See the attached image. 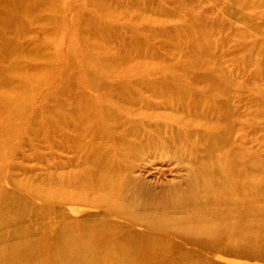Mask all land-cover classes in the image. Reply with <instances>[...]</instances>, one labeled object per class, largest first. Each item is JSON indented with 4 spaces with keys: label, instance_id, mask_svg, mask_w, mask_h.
Instances as JSON below:
<instances>
[{
    "label": "rangeland",
    "instance_id": "obj_1",
    "mask_svg": "<svg viewBox=\"0 0 264 264\" xmlns=\"http://www.w3.org/2000/svg\"><path fill=\"white\" fill-rule=\"evenodd\" d=\"M58 1L54 9L56 22L58 26L60 25L59 36L50 40L45 39L46 33L43 29L51 26L52 23L47 21L45 16L40 19L26 18L21 10L16 14V17H23L26 20L20 23V27L23 29L21 32L25 34L22 35L25 53L32 54L37 48L41 50L40 57L36 58V67L33 70H28V73L33 74L35 70L45 65L47 69L36 80H44V77L48 80L46 79L43 86L35 84L36 88L33 91L31 90L32 86L23 89V94H27V89L32 91L29 100L24 98V101H18L13 104L14 106L6 105L0 108V129L6 130V140L3 136V141L0 144V156H2L0 163H3L0 164V250L4 249V254L8 253L15 248L12 246L13 241L24 240V245L21 244L20 247H25L29 251H33L34 248L37 253L34 255V251L32 255L27 254V257L24 256V259L17 261V264H49L45 253L46 237H63L68 233L85 234L86 241L83 243V247L88 251L87 254L89 252L91 254L96 251V245L92 244V234L97 233L102 239L103 237L105 239L107 231L114 230L116 233L118 232L119 236L124 235H121L124 238L142 235L151 228L150 231L155 235L166 236L165 250L171 251L170 254L177 256L176 261L179 264H264V182L260 186L257 184H255L256 186L242 185L240 191L235 187L221 191L223 193L219 194L206 192L199 187L200 191L193 197H185V201L175 202L172 200L175 204L173 206L170 200L166 199L167 201L164 202L165 199L163 200L161 194L163 189L171 183L180 182L186 178L189 169L188 163L182 164L168 151L167 139H165L167 142L161 139L163 149L153 148L150 152L142 149V151L137 150L138 152H136L128 144L130 139L127 138L122 140L126 145H119L120 154H124L125 157L123 158L121 155L124 161L122 160L121 167L119 166L121 177L124 175L121 179L126 176L125 180H121V183L113 189L105 185L99 190L95 188L97 177L85 176L84 178L79 174L74 175L80 172L96 171L99 161L94 156L95 151L88 146L83 147V145L81 147L71 146L72 144L66 142L56 144L55 141H58L59 138L53 137L50 140L52 137L49 136L53 132L48 125V122L51 123V118L53 120L57 114L53 115L52 110L54 109H57L61 116L62 120L60 121H75L76 117L71 109L74 106L75 96L73 95L76 93L89 98L85 103L89 102L92 105L94 102V110L101 114L99 122L114 119L111 113H106L110 109V112L113 109V112L118 113V116H127L128 112L122 107L139 108L138 111L142 115L138 114L134 119H141L145 132L154 134V124L159 122L162 125L172 124L174 121L171 118L177 116V113L163 106L154 109L148 105L140 104L138 107L137 104L124 102L121 100L122 87H111L110 82L117 83V81L125 82L126 80L136 84L140 83V80L154 82L156 76L159 75L157 72L163 71L165 84H174L177 79L183 80L181 84L187 85L190 101L205 99L215 109L220 107L217 102H231L229 108L233 125L230 130V139L233 147H230L228 152L232 154L235 150H253L264 162V0H168V7L177 13L170 20L177 29H184L185 32L194 35L198 28H207L213 34L215 50L201 51L200 53H188L186 48L174 46V41L165 35L152 37L149 29L152 31L153 26L147 18L138 16L140 10L138 4L130 9L125 0H104V5L98 8L94 5L95 0ZM157 6L158 0H150L151 14ZM110 15L115 17L110 19ZM1 22L0 29L4 28ZM101 24H105L102 30L98 28ZM134 24H140L145 29H140L141 31L136 34L130 28ZM123 26L125 27L123 28ZM84 28L95 29L96 44H106L111 51H116L121 42L136 38L146 45L154 46L158 58L151 60V58L142 57L132 63L128 62L125 65L122 63L117 68L118 72L111 74L98 67L96 61L89 57L86 41L91 36L83 32ZM101 36H105V39H102ZM52 59L54 60L51 61ZM206 63L212 65H209L212 69L210 71L219 77L224 75L223 72L227 74L231 85L229 97L225 96L223 92H221L222 94L218 92L219 90L212 91L204 88L205 85L199 80V77L207 75L208 66L204 65ZM128 69L129 72H127ZM219 69L223 72H219ZM46 71L47 73H45ZM10 76L18 80L17 82L21 79L16 70L11 71ZM68 83L74 90L67 88V90L64 89L63 92L57 93L64 86L67 87ZM111 93L113 94L111 95ZM150 94L146 91L145 97ZM155 99L159 103L163 100L161 97ZM116 103L121 107H118ZM45 107H49V111L45 112L43 110ZM102 107L106 111H103ZM218 109L217 111L222 113L223 110ZM169 110L173 114H169ZM153 112L166 114L160 118L158 116L149 117ZM102 113L105 116H102ZM186 115L183 116V121L196 122L194 115L188 114L191 119H188ZM93 116L94 121L89 120L90 116H85L88 119L86 122L91 124L92 121L96 122V116ZM109 116L110 118H108ZM214 117H218V115H213L212 118ZM30 122L33 124L31 125ZM111 122L115 127L112 129L116 132L112 133L113 130H110V136L114 134L115 136H112H119L118 138L121 137V139L127 136V132L130 131L129 124L125 126L126 123L120 120V123L118 121L116 123L114 120ZM117 124L124 128L119 130L120 127ZM179 124L180 130L185 127L184 123ZM199 124L190 125L188 130L192 134L189 137L188 135L182 136L181 139L184 141L183 146L189 147L192 154L193 152L195 154L196 149L200 148V144H197L199 138L195 135L201 130L209 131L203 129ZM124 130L125 132H123ZM135 137L133 136L131 139L137 143L141 137ZM194 142L197 143L194 144ZM127 145L128 147H126ZM125 150L129 153L121 152ZM133 156L134 158H132ZM99 165L103 167L101 164ZM248 176V173H244L245 178ZM40 178L43 179L39 182ZM49 178L52 182L49 181ZM60 179L64 181L62 185H65L60 187V189L65 188L63 191L61 190L62 193L57 190L51 195L48 194L47 188L51 189L49 188L51 184L54 182L52 184L54 185L61 181ZM79 179H89L90 181H88L91 183L89 186L92 188L89 189L88 186V189L86 188L83 193L80 190L77 191L79 188L74 182ZM234 183V185L237 184L235 180ZM121 184L124 185L123 188ZM38 188L41 189L39 192ZM220 190L222 189L220 188ZM76 193L79 199L76 198ZM81 194L84 196L82 199ZM102 194H105V197H102ZM155 195L157 196L154 197ZM44 196L46 197L44 198ZM118 199L119 201H117ZM146 201L151 204L147 206ZM118 202L119 204H117ZM162 208L165 210L169 208V212ZM154 209L156 211L158 209V212H154ZM175 210L176 216L177 210L179 216H186L190 211H194L193 214L190 213L189 216L192 217L187 221L198 219L200 222H217L220 225L225 219L238 218L242 214L257 213L261 220L259 224L246 225L237 230L229 229L226 224H222L214 233L210 234H202L198 230L186 231V228H175L171 232H168L170 229L166 226L159 228L157 225L160 224V220L164 225L167 224L161 218L172 215ZM200 212L204 215L201 216ZM156 214H160V216ZM153 215H155L154 218ZM194 215L196 216L194 217ZM203 219L205 220L203 221ZM236 233L239 234L234 236ZM62 234L64 235L62 236ZM29 242L33 243L29 244ZM10 244L12 249L9 247ZM64 244L66 247L72 246L70 250H76L72 256L76 257L78 261L70 260V264H100L96 263L95 259L91 260L88 255H85L86 258L84 254H79V246L77 247L76 244H72L70 241H65ZM120 255L123 256L124 253ZM120 255L119 253L115 254L114 257L117 261L122 260ZM82 259L85 260L82 261ZM52 262L55 264L54 261Z\"/></svg>",
    "mask_w": 264,
    "mask_h": 264
},
{
    "label": "bare ground",
    "instance_id": "obj_2",
    "mask_svg": "<svg viewBox=\"0 0 264 264\" xmlns=\"http://www.w3.org/2000/svg\"><path fill=\"white\" fill-rule=\"evenodd\" d=\"M125 1H126V5L129 6L130 9L136 4L140 5L138 16L141 18L142 17L147 18L148 22L151 24V26H153V28H151L153 29L152 31L149 29L150 35L152 37L153 36L156 37L157 35L158 36L165 35L166 37L174 41V42L172 41L174 46L186 48L188 53L189 52L190 53L191 52L200 53L201 51L210 52V50L212 51L215 50L216 48L215 42L212 39L213 34L207 28H203V29L198 28L196 33L193 35L188 32H185L184 29H181V28L177 29V27L171 24L170 20H172L173 16L176 15L177 13L174 9H171L168 7V0H158V6L154 11H152V14L150 13L151 10H149L150 0H125ZM58 2H59L58 0H38V1L37 0H0V21H2L1 23H3L4 25V28L0 29V108L6 105H13L16 102L23 100L24 98L25 99L27 98L29 100L31 97L30 93L34 90V88H36L34 85L41 84L43 86L46 83V79H47L46 77H44L43 78L44 80H41V79L36 80L38 79V77H40V75L42 76V74H44L43 72L45 71V69H47V66L45 65L40 67L38 70H35L34 71L35 73L33 74L28 73V70H33V68L36 67L35 66V62L37 60L36 58L40 57L41 50L40 48H37L34 50V52H32V54L25 53L24 45L22 42L23 40L22 35H25V34L21 32V30L23 29L20 27V23L25 19L23 17L22 18H18V16L16 17L17 12L20 10L23 11L26 18L40 19L42 16H45L46 20L52 23L51 26H47L43 29L46 33L45 39L50 40L53 37L59 36V31H60L59 26L60 25L58 26L56 22V14H55V9H54V7L58 4ZM94 5L95 7L99 8L101 5H104V0H95ZM107 13L109 14V12ZM103 14H106V13L103 12ZM110 16H111L109 17L110 19H113L115 17L114 15H110ZM99 26L98 28L102 30L104 29L105 24H101ZM124 27L125 26H123V28ZM130 28L134 30L136 34L141 31L140 29H145V27L140 24H134ZM84 29H83L84 30L83 32L86 33V35L91 36L88 41L85 40L88 43L89 57L96 61V64L98 67L102 68L105 71L110 72L111 74H115L116 72H118L117 68L122 63L124 65L125 63H128V62L132 63L133 61L139 60L142 57H148L149 59L151 58V60L158 58V54L154 50L156 48L154 46H151L148 44L146 45L140 42L139 39L132 38L126 42L125 41L121 42L120 45L117 47L116 51H111L110 49L107 48L106 44H100V45L96 44V35H94L96 34L95 29H92V28L90 29L84 28ZM101 38L105 39V36H101ZM53 60L54 59H52L51 61ZM204 65L205 67L208 66L207 67L208 73L205 76L199 77V80L205 85L204 88L206 90L208 89L212 91L219 90L218 92L220 93L223 92L225 96H228L231 91V85H230V82L228 81L229 79L227 78V74L224 73L223 70L221 71L219 69V72L221 71L224 74L223 76L219 77L214 72L212 73L210 71L212 70L211 64L206 63ZM13 70H16L19 73V76L21 77L19 82H17L18 80L11 78L10 74H11V71ZM124 71H127V70H124ZM127 72H129V69ZM45 73H47V71ZM158 73L159 75L156 76L157 78L155 79L154 82L153 81L147 82L144 80H140L141 82L140 83L137 82L138 84H136L133 81H128V80L126 81L124 80L125 82L117 81V83H115V81L114 83H111L112 81L110 82L111 87H118V88L120 86L122 87V90H121L122 98L124 97V99L121 98V94L119 96L121 100H123L124 102L126 101L130 104H135V105L137 104V106L140 104L148 105L150 107H153L154 109L163 106L168 109H171L172 111H174V113H177L176 114L177 116H175L174 118H171V120L174 121V123L172 124L162 125L161 122H159V123L154 124V126L152 125L154 127V130H153L154 134L151 132H147V131L145 132V130L143 129L144 123L143 121H141V119L140 120L134 119L136 115L138 114L142 115L138 111L139 108L137 107L136 108L135 107L132 108V106L130 108L122 107L125 111L128 112L127 116H118V113H114L113 109H112V112H110L111 109L109 108L110 111L107 109L109 112H106V113L107 114L111 113L112 114L111 116L114 119H110L109 121H105V122L104 121L99 122L101 114H99L98 111L96 112L94 110L95 108L94 102H92L93 103L92 105L89 102L85 103V101L89 98H87V96L83 94L75 93L73 95L75 96L73 100L74 106L71 109V111L72 113H74L73 115L76 117L75 121H71V122L60 121L62 119H61V116L58 114L57 109L52 110L53 115H55L56 113L57 114L54 116L53 120L51 118V123L48 122L49 123L48 125L51 128V131L53 132L49 136V137H52L50 140H52L54 137V138H59L57 139L58 141L53 140L56 142V144L58 142L59 143L66 142L70 145L72 144L71 146H77V147L78 146L81 147V145H83V147L88 146L89 148H92L95 151L94 156H96L95 157L96 160H98L99 164L103 166L101 167L98 164L97 166L98 168L96 169V171H89L85 173L80 172L74 175L79 174L81 176H84V178L85 176L97 177L98 180L96 181L93 180L96 182L95 188L101 189V187H104L105 185H107L108 188L113 189L115 186L121 183V180L124 181L126 178L125 176L124 179H121L123 178L124 175L121 177V171H120L121 161L123 160L122 156L124 154H120L119 145L120 144L126 145L124 144L125 142L122 140H125L127 138L130 139L128 144H130V146L136 152H138L137 150L142 151V149L143 151L145 150V151L150 152L153 148L163 149L162 147L163 142L161 141V139H164V140L167 139L168 142L166 140L165 141L169 143V146H167L168 147L167 149H169L168 151H170L172 155H174L182 164L188 163L189 169L187 170L188 174L186 178H184L180 182L171 183L170 185H168V187L163 189L161 196L163 197V200L165 199L164 202H166L167 200H170V202L172 200H174L175 202H177L178 200L185 201L184 199L185 197L189 198V197L195 196L196 193L200 191L199 187L203 188L206 192H209V193L211 192L212 194H217V193L219 194V193H223L221 191H226L228 189L230 190L231 188H235V187H237L238 190L240 191V188L242 185L249 184L251 186H256L255 184H257L258 186H260L264 182V164H263L264 162H262V160L259 158V155H257L255 151L253 150H243V151L235 150L232 154L228 152L229 148L233 147V143L230 139V135H231L230 130H231V126L233 125V121L230 118L231 111L229 108L230 106L229 104L231 102L230 103H228V101H226L225 103L217 102V105L220 106L218 108H220V110H223L222 113H220L217 111L219 110L218 108L215 109L213 106H211L210 103L208 104V102L205 101V99L197 100V101L195 100L194 102L190 101L188 97L189 96L188 94L190 92L187 88V85L181 84L183 80L177 79L176 80L177 85L175 82L174 84H165L164 83L165 75L163 71H159L157 72V74ZM189 75H192V74L189 73ZM50 77L52 78L51 75ZM30 86H32L31 88L32 91L27 89L28 90L27 94L26 93L23 94L22 93L23 89H26L27 87H30ZM67 88L74 90L72 89V86L68 83L67 87L64 86L59 91H57V93L63 92L64 89L67 90ZM146 91L151 93L150 96L145 97ZM112 94L113 93H111V95ZM156 97L163 98L162 102H160L161 104L159 103V101L156 102L157 101L155 99ZM118 105L119 104H117V106ZM118 107H121V106H118ZM48 109L49 107H45V109L43 110L47 112L49 111ZM102 110H103V107H102ZM103 111H106V109H104ZM106 113L105 115H107ZM88 114L90 116L89 120H93L94 118L93 115H95L96 122H93L94 120L92 121V124L86 122V120L88 119L85 118V116L89 117ZM164 114L166 113L159 114V113L153 112L149 115V117L158 116L160 118V117H164ZM169 114H173V113L170 112ZM184 114L185 115L187 114L186 115L187 117H188V114L194 115L196 122L191 121L190 123L192 124L200 123L199 125L203 127V129L205 128L209 130L208 132L201 130L199 131V133H197V135H195V137L199 138L198 139L199 143H197L198 140H196L197 141L196 143L200 144V148L196 149L195 154L194 152L193 154L190 152L191 149L189 147H187L186 145L183 146L184 141L181 140L182 136L188 135L189 137V135L192 134L188 130V127L192 124L189 123V120H187L188 122L185 120L183 121V116H185ZM105 115L103 114L102 116H105ZM213 115L214 116L218 115V117L212 118ZM108 118H110V116ZM189 118L190 117H188V119ZM112 120H114L115 122L116 121L119 122V120L123 121V123H126L125 126L127 124L130 125V131L127 132L126 137L121 139V137L118 138L119 136L114 137L115 136L114 134H112L114 136L112 135L110 136L109 134L110 130H113L111 131L112 133H114V131L116 132V130L112 129V127L115 128L112 125V122H111ZM115 122H113L114 125H115ZM179 123H182V124L184 123L185 125V127L181 130L179 128V125H180ZM32 124L33 123H31V125ZM118 125L119 124H117V126ZM118 127H120V129ZM118 127L117 129L119 130H122L124 128V126L123 128L122 126H118ZM123 132H125V130ZM122 133L120 134L122 135ZM5 135H6V130L4 128H1L0 129V144H1V141H3L2 139L3 136L6 140ZM137 135L141 137L140 138L141 140L139 139L140 141L137 140V143H135V141L132 140L131 138H133V136L138 137ZM114 143L117 145H115ZM196 143L194 142V144ZM126 147H128V145ZM121 152L129 153V151H126V150L121 151ZM130 154L128 155L130 156ZM134 156L132 158H134ZM0 158H2V156H0ZM123 158L125 157L123 156ZM92 165L94 166V164ZM124 165L126 164L124 163ZM122 168L123 170L125 169L124 166ZM244 173H248L249 176L245 178ZM42 179L40 178L38 179V181L40 182V180ZM88 180L87 179L85 180L79 179L77 181L74 180L75 181L74 183L79 188L77 191L80 190L83 193L86 190V188L88 189V186L89 185L91 186V183L89 182L90 180L89 181ZM234 180L237 183L236 185H234L235 184ZM49 181H51V178H49ZM58 182L59 184H57ZM58 182L55 183L56 186L55 184L52 185L54 182L51 184V186L49 185L50 186L49 188L51 189H48L46 187L47 188L46 192L50 195L52 192H55L57 190L62 193L63 189L65 188L60 189V187L65 186V185H62V183L64 184V181L61 180ZM90 186H89V189L92 188V187L90 188ZM121 186L122 188L124 187L123 184H121ZM220 188L222 190H220ZM39 190L41 189L38 188L37 191L39 192ZM43 190L45 191V189ZM44 191H42V193H44ZM98 193L101 194L100 191ZM72 194H74L73 191H72ZM76 194L75 196L77 198L78 194L77 195ZM41 196H43V194ZM79 196H80V193H79ZM101 196L105 197V194H102ZM156 196L157 195H155L154 197ZM45 197L46 196H44V198ZM82 198H84V196L81 194V199ZM119 199L117 201H119ZM109 204H112V203H109ZM117 204H119V202ZM150 204H148L147 202V206ZM160 204H161V201H160ZM172 205L173 206L175 205L173 201H172ZM182 205H184V203H182ZM168 209L167 210L163 209V210L169 212ZM152 211H153V208H152ZM154 212H158V209L157 211L155 210ZM159 212L161 211L159 210ZM174 212H175V215H173ZM174 212L172 214L173 216L172 215H169V216L166 215L167 217L161 216V217H165L161 219L165 220L167 224L165 223L166 225H164V223H162V221L159 219L160 222L159 221L158 222L160 224L157 226L159 228L166 226V228L170 229V231L168 232L173 231L175 228H178V229L186 228V231L187 230H191V231L198 230L202 234H210V233H214L215 230L218 229L219 226H221L222 224H226L229 227V229L237 230L240 227H244L246 225L259 224L261 220V218L259 217L257 213L255 214L252 213L249 215L242 214L241 217H238V218L231 217V218H228L227 220L225 219V221L220 225L217 222L216 223L210 222V221L200 222L198 221V219L195 221L190 220L192 216H189V215L193 214L194 211L193 212L188 211L189 213L186 216L185 215L179 216L178 210H177V213H178L177 216H176V210ZM156 215L160 216V214H156ZM203 215L204 214H202L201 216ZM195 216L196 215H194V217ZM152 217L154 218L155 215H153ZM188 218H190L189 221H187ZM204 220L205 219H203V221ZM150 229L148 232H145L142 235L138 234V235H134V236L132 235V236L124 237V238H122V236L124 235L121 234L122 236L121 235L119 236L118 232L116 233V231L114 230L109 231V232L107 231L106 233L107 237L105 239L104 237L102 239L101 236H99L97 233L92 234V244L96 245V251L92 252L91 254L90 252L89 254H87L88 251L83 247L84 246L83 243L86 241L85 234L77 235L73 233L69 234L67 232L68 233L67 235L64 233L65 236H63L64 234H62L63 237L49 236V237H46L47 247H45L46 249L45 253L47 255L49 264H53L52 261H54L55 264H70V260H72L73 262H76L78 261V259L72 256L76 252V250L72 251L70 250L72 246L66 247V245L64 244L65 241H70L72 244H76L77 247L79 246V249H78L79 254H84V257L86 258L87 256L85 255H88L89 258H91V260L95 259L96 263H100V264H116V263H119V264H179V262L176 261V258L178 257L172 255V253L170 254L171 251L169 252L168 250H165V242H167L166 236L164 235L165 237H163V236L155 235L152 231H150ZM238 234L239 233H236L235 235L234 234L233 235L237 236ZM24 242H25L24 240L19 241V239H17V241L15 242L13 241L12 246H15V248H13V250H10L8 253L4 254V249L0 250V264H17V261L19 262V260L24 259V256H26L27 254L32 255L33 252L35 251L34 248L32 249L33 251H29V249L27 250L25 249V247H20L21 244L24 245ZM30 243L32 244L33 242H29V244ZM34 243L36 244V240L34 241ZM9 247H11V244ZM36 253L37 252L35 251L34 255ZM116 253H119V255L124 253L123 256L120 255V258L122 260L120 261L116 260V258L114 257ZM73 259H76V260H73ZM85 259H82V261Z\"/></svg>",
    "mask_w": 264,
    "mask_h": 264
}]
</instances>
